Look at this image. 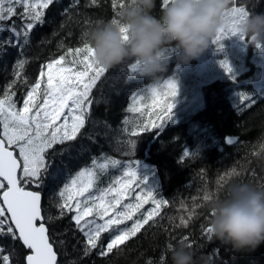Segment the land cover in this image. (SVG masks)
<instances>
[{"label": "snow or ice", "instance_id": "1", "mask_svg": "<svg viewBox=\"0 0 264 264\" xmlns=\"http://www.w3.org/2000/svg\"><path fill=\"white\" fill-rule=\"evenodd\" d=\"M58 0H0V32L7 31L8 38L0 39V52L7 48L17 51V59L13 64V79L7 81L0 98V241L9 240L11 247L0 243V264H58L56 246L64 245L51 234L49 224L65 217L70 218L76 231L83 237V253L85 256L93 250L100 256H108L114 249L124 245L137 236L149 222L161 216L162 209L169 205L167 199L158 198L154 191L145 187L147 180L141 179L137 173L138 161L121 160L107 154L92 157L90 163L77 170H67L63 157L70 160L78 158L86 150L84 139L95 143L94 136L88 128L92 107L101 100L93 97V90L102 92L108 83L102 80L109 68L98 65L94 61V49L85 40L81 46H66L60 41L58 48H65L58 58H51L40 67L35 81L28 83V77L22 71L28 62L24 57V49L31 44L35 30L45 24L46 10ZM104 0H87L85 7H99ZM80 0H71L69 8L64 10L67 18L73 9L79 7ZM114 9V18L110 21L118 24L115 18L121 9L135 6L147 14L152 8L145 6L142 0H108ZM170 0H161L162 8H166ZM141 4L143 6H141ZM249 14L243 6H237L233 0L220 18V27L211 40L217 50L223 49L222 41L239 34L241 40L245 36L240 32V24ZM14 17L19 19V26ZM67 21L61 22V29ZM101 21L98 20L97 24ZM84 23H89L86 19ZM121 31H125L123 28ZM59 33L54 32L53 35ZM71 32L67 34L68 37ZM84 37L88 32L83 33ZM125 39L127 35L125 34ZM42 40L40 43H46ZM264 46L256 43V48ZM173 51V50H172ZM226 73L232 69L225 59L220 61ZM126 82L142 77V67L137 61L129 62ZM123 72V68L118 69ZM17 86L27 89L22 100V107L17 106L14 99ZM114 86V85H113ZM162 90L170 94L171 103H167L162 113L151 117V105L145 101L156 103ZM177 95V84L173 79H164L162 87L155 83L150 87L131 95L132 103L126 112L139 114L144 118L141 122H132L127 117L117 131L127 136L122 143L126 147L122 155L135 157L138 137L153 129L163 131L165 123L173 118L174 98ZM253 99L241 94L236 105ZM106 102V101H105ZM248 107L251 103H248ZM147 109V111H145ZM107 127V122H104ZM132 123V128L127 127ZM229 145L236 143V138L227 137ZM59 146V147H57ZM264 147V145H262ZM76 151V157L73 152ZM193 157L184 151L178 163ZM58 158H60L58 160ZM235 174V169L232 173ZM48 188V205L54 206L57 215L53 216L44 204V189ZM204 200H210L206 194ZM151 205L145 209V205ZM187 211V218L180 217L179 226L187 227L196 215L195 205ZM128 222H131L129 225ZM109 234L106 245L102 242L103 234ZM201 235L206 243L214 237L209 224L202 227ZM180 243L193 248L194 244L188 236ZM168 252L174 245H167ZM210 253L207 260L214 262L215 252ZM168 253L162 252L156 264H168ZM146 264H154L149 258Z\"/></svg>", "mask_w": 264, "mask_h": 264}, {"label": "trees", "instance_id": "2", "mask_svg": "<svg viewBox=\"0 0 264 264\" xmlns=\"http://www.w3.org/2000/svg\"><path fill=\"white\" fill-rule=\"evenodd\" d=\"M86 2L87 0H80L79 7L73 9L67 18L63 13L69 8L71 0H58L46 10L45 24L34 31L31 44L24 49L23 58L28 62L21 71L22 75L28 77L29 84L35 81L44 62L57 58L66 51V47H57L60 41H64L66 46H81L85 40L89 41L88 36L92 29L101 22L114 18L115 10L108 0H104L99 7H85ZM124 2L130 4L131 0ZM240 5L245 6L249 12H264V0H237V6ZM162 12L161 0H154V6L147 10V14L156 18H160ZM115 18L119 19V16ZM86 19L89 23H84ZM13 20L19 26V19L14 17ZM98 20L101 21L99 24ZM62 21L67 22L61 29ZM86 31L88 36L84 37L83 33ZM54 32L59 34L54 36ZM69 32L72 33L70 37L67 36ZM9 35L7 31L0 32V39L8 38ZM42 40L47 42L41 44ZM169 47L171 45L165 46L163 51ZM253 51L262 59L263 47L258 49L250 45L246 57H250ZM16 59L17 51L14 48L0 52V98L7 81L13 79V64ZM131 61L134 59L110 67L102 78L108 80L103 91L99 90V86L93 90V97L101 100L98 106L94 103L92 107L91 120L96 123L90 122L88 125L96 142L84 139L82 143L86 150L82 155L71 160L67 156L63 159L67 170L74 171L89 164L92 157H100L102 154L121 160L134 158L138 163L150 168L152 191L158 198L167 199L170 203L162 209L160 217L154 222L150 221L136 237L114 249L108 256L98 255L99 249L85 256L83 237L75 230L70 218L51 222L49 228L52 236L57 241L65 242L62 246L54 245L58 250V264H146L149 258L156 264L162 252L168 253V264H171V252H168L167 245L172 244L175 247L185 236L194 244L192 250L198 264H264V244L254 251L239 252L215 238L206 243L201 235L202 227L210 221L209 200L203 198L206 194H210L211 198H224L227 186L235 182L264 187V91L262 87L254 84L261 82L256 73H260L264 65H252L249 74L246 71L226 75L220 72L214 80L200 83V78L195 72V61L191 60L194 64L181 75L177 84L172 120L165 123L163 131L153 129L142 133L137 138L135 157H131L122 155V151L126 150L122 142L127 136L117 130L123 126L125 117L132 122H141L144 119L139 114L127 113L126 109L132 103L133 91L153 80L142 76L130 83L126 82ZM120 68H123V72L118 71ZM245 78L248 82L243 80ZM164 79H170V75L160 74L153 82L160 83L162 87ZM184 86L187 87L183 88ZM197 86L200 87L198 94L195 91ZM13 90L16 91L14 99L17 106L21 107L27 89L17 86ZM241 94L251 97L253 101H245L239 110H236ZM145 103L151 105V111L154 113L151 118L155 120V116L162 113L167 103H171L170 94L167 90H162L154 105L151 100ZM195 103L202 104L193 107ZM248 103H251L250 107L247 106ZM127 127L131 130L132 123ZM227 136L236 138V143L229 145L226 142ZM184 151L193 157L178 163ZM76 155L74 151L73 157ZM233 169L235 174H230ZM48 199V188L45 187L43 202L50 214L56 216L57 210L48 205ZM149 205H145L142 211ZM183 205H186L188 210H192L195 205L196 215L187 227L179 226L180 217L187 218ZM108 240L109 234H103L104 245ZM0 243L11 247L9 240ZM214 250H217L214 262L207 260Z\"/></svg>", "mask_w": 264, "mask_h": 264}, {"label": "clouds", "instance_id": "3", "mask_svg": "<svg viewBox=\"0 0 264 264\" xmlns=\"http://www.w3.org/2000/svg\"><path fill=\"white\" fill-rule=\"evenodd\" d=\"M142 3L154 6V0ZM232 3L233 0H170L160 18L135 6L125 7L118 13V24L101 22L89 33L94 61L110 68L134 59L142 67V76L158 79L169 65L164 47L171 45L181 63L197 59L209 47L221 16ZM239 28L253 44L264 41V12H249ZM208 208L211 234L222 244L239 252L254 251L264 244V187L230 183L226 196L211 198ZM170 261L198 264L194 251L184 243L174 247Z\"/></svg>", "mask_w": 264, "mask_h": 264}, {"label": "rangeland", "instance_id": "4", "mask_svg": "<svg viewBox=\"0 0 264 264\" xmlns=\"http://www.w3.org/2000/svg\"><path fill=\"white\" fill-rule=\"evenodd\" d=\"M228 38L229 40L226 38L225 40L222 41L223 43L222 50H216L215 49L216 46H215V48H213L214 49L213 51V49L210 48V44H209V47L197 59H194L196 64L195 72L200 78L199 79L200 83H205L210 80H214L215 76L220 72H222L221 74H225V75L228 74L225 72V69L220 64V61H223L225 59L228 61L232 69L231 74L238 73L237 71H246L249 74L252 70V65L255 66L258 63L263 67L264 55L262 59H259V56L256 55L255 51H253L250 57H246L249 54L248 52L250 49V45L255 46V44H253L250 41V39H247V37H245V40H241L239 34L235 36H230ZM259 43L264 44V41H260ZM262 47L264 49V46ZM163 52L166 57H169V65L166 73L170 75V79L172 78L173 80L176 81V84H178L181 80V75L184 74L189 68H191V66L194 63L190 61L185 64L177 61L176 59L177 53L176 52L173 53L172 47L165 49ZM256 75H259V77L261 78V82H255L254 84L259 88L262 87V90L264 91V69L262 68L261 72L256 73ZM243 80L248 82L247 78ZM153 81L154 80L149 81L146 85L134 90L133 92H138L150 87L151 85L155 84V82ZM186 87L187 86H184L183 88ZM195 91H197V94L200 93V87L197 86ZM201 104L195 103L193 104V107L200 106ZM150 171L151 170L147 165L143 163H138V167H137L138 176L141 179L146 178L147 184L145 185V187L153 190V185H151L149 178ZM149 207H151V205L147 206L146 209H148Z\"/></svg>", "mask_w": 264, "mask_h": 264}, {"label": "crops", "instance_id": "5", "mask_svg": "<svg viewBox=\"0 0 264 264\" xmlns=\"http://www.w3.org/2000/svg\"><path fill=\"white\" fill-rule=\"evenodd\" d=\"M210 48H211V49L215 48V45H213V44L210 45ZM215 49H216V48H215ZM216 50H217V49H216ZM216 50H215V51H216ZM213 51H214V49H213Z\"/></svg>", "mask_w": 264, "mask_h": 264}, {"label": "bare ground", "instance_id": "6", "mask_svg": "<svg viewBox=\"0 0 264 264\" xmlns=\"http://www.w3.org/2000/svg\"><path fill=\"white\" fill-rule=\"evenodd\" d=\"M210 45H212V43L210 44ZM214 45V44H213ZM168 56V55H167ZM58 58V57H57ZM166 125V124H165ZM156 135V134H155ZM150 184V183H149ZM151 190V189H150ZM54 248H55V246H54Z\"/></svg>", "mask_w": 264, "mask_h": 264}]
</instances>
